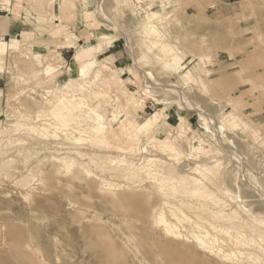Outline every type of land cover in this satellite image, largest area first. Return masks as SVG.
<instances>
[{"label":"rangeland","instance_id":"374dc122","mask_svg":"<svg viewBox=\"0 0 264 264\" xmlns=\"http://www.w3.org/2000/svg\"><path fill=\"white\" fill-rule=\"evenodd\" d=\"M144 1L0 0V264H264V0Z\"/></svg>","mask_w":264,"mask_h":264},{"label":"bare ground","instance_id":"6f19581e","mask_svg":"<svg viewBox=\"0 0 264 264\" xmlns=\"http://www.w3.org/2000/svg\"><path fill=\"white\" fill-rule=\"evenodd\" d=\"M145 3H146V5L148 6V9H149V11H150V13L152 14V18H154V19H156V20H159V13L157 12V10H155L154 8H153V5H152V3L149 1V0H146V1H144ZM2 7L4 8V4L2 5ZM5 8H8L9 9V7L8 6H6ZM147 20V26L150 28V31L152 32V33H155L156 32V30H155V27H153V25L151 24L152 22L150 21V19H149V17L146 19ZM155 24V23H154ZM93 47V46H92ZM80 53V52H79ZM85 55V54H84ZM78 56H80V54H78ZM176 58H178V56L176 55V57L174 56L173 57V59H176ZM91 62H87L86 63V65H84L83 66V68L80 70V75L81 76H86V75H88L89 74V71H90V69L94 66V64H95V61L94 60H90ZM92 94V93H91ZM71 96V95H70ZM74 96V95H73ZM84 97V96H83ZM70 98V97H69ZM77 98V97H76ZM74 99V97H72L71 98V100H73ZM133 99V98H132ZM68 100H70V99H68ZM79 100H77V102H78ZM82 105V104H81ZM96 105V104H95ZM89 106V105H88ZM59 108V107H58ZM94 108V107H93ZM59 111V110H58ZM119 112V111H118ZM87 114V113H86ZM93 114L95 115V117L96 118H94V120H95V122H96V124H97V126L94 128L95 129V131L96 132H100V130L103 128V121H104V115L103 114H101V113H99L97 110H94L93 111ZM121 114H123V113H121ZM120 114V115H121ZM82 115V114H81ZM111 115V114H110ZM128 115V114H127ZM59 116H61V115H59ZM126 116V115H125ZM111 117V116H110ZM116 117H118V116H116ZM113 117H111V119H112ZM126 118V117H125ZM161 118H162V114H155V115H153L149 120H147V123H153V122H160L161 121ZM124 119V118H123ZM54 120V119H53ZM181 122H180V128H181V130H185V128H184V126H185V123H186V119H185V117L183 116V117H181V120H180ZM46 122V121H45ZM59 122V121H58ZM93 122V121H92ZM112 122H113V120H112ZM140 122V121H139ZM164 122V121H163ZM109 123V122H108ZM49 124V123H48ZM51 124V123H50ZM88 124V123H87ZM86 124V125H87ZM93 124V123H92ZM112 124H114V123H112ZM84 125V124H83ZM107 125H109V124H107ZM165 125V124H164ZM59 126V125H58ZM65 126V125H64ZM144 126V125H143ZM55 127V126H54ZM109 127H110V125H109ZM141 127V126H140ZM81 128V127H80ZM167 128V127H166ZM172 128V127H171ZM170 128V129H171ZM44 129H45V127H44ZM79 129V128H78ZM45 130H47L48 131V129H45ZM130 130V129H129ZM165 130V129H164ZM58 131V130H57ZM81 131H83V130H81ZM108 131V130H107ZM186 131V130H185ZM77 132H80L79 130L77 131ZM175 132H177V131H175ZM174 132V133H175ZM66 133V132H65ZM161 133V132H160ZM82 134V133H81ZM96 134V133H95ZM173 134V133H172ZM79 135H80V133H79ZM164 135V134H163ZM180 135V134H179ZM96 136V135H95ZM154 136V135H153ZM68 137H69V135H68ZM153 138V137H152ZM81 139V138H80ZM173 139V138H172ZM202 139V138H201ZM153 140V139H152ZM76 141V140H75ZM203 143V142H202ZM206 144V143H205ZM152 145V144H151ZM150 145V146H151ZM138 147V146H137ZM207 147V146H206ZM147 148V147H146ZM156 149V148H155ZM162 149H163V147H162ZM161 150V149H160ZM205 150V149H204ZM209 150V149H208ZM165 151V150H164ZM193 151L195 152V157L196 158H198L199 159V157H201V154L202 153H204V151H203V147L201 148L200 147V145L199 146H196V145H194L193 146ZM206 151H207V149H206ZM158 152H160V151H158ZM167 152V151H166ZM172 152H174V151H172ZM163 154H164V152H162ZM167 153H169V152H167ZM166 153V154H167ZM209 153H210V150H209ZM175 156H177V154H179V153H176L175 152ZM194 154V153H193ZM214 154H215V152H214ZM219 154V153H218ZM217 154V155H218ZM77 155H79V154H77ZM85 155V154H84ZM83 155V157H85ZM95 155V154H94ZM192 155V154H191ZM204 155H207V156H204V157H208V153L206 152V154L204 153ZM82 156V155H81ZM87 156V155H86ZM172 155H170L169 156V159L170 158H172L173 159V157H171ZM174 156V155H173ZM212 156V155H211ZM210 156V157H211ZM94 157V156H93ZM150 157H152V156H150ZM178 157H179V155H178ZM218 157V156H217ZM157 158V157H156ZM160 158V157H159ZM209 158V157H208ZM212 158V157H211ZM214 158H216V157H214ZM213 158V159H214ZM149 159H151V158H149ZM149 159H147V161H149ZM155 159V158H154ZM153 159V160H154ZM163 159V158H162ZM166 159V158H165ZM176 159V158H175ZM213 159H211V160H213ZM217 159V158H216ZM114 161V160H113ZM122 161H123V159H122ZM121 161V162H122ZM146 161V162H147ZM207 161H209L208 159H207ZM127 162V161H126ZM131 162V161H130ZM154 162V161H153ZM205 162V161H204ZM213 162V161H212ZM212 162H210V163H212ZM217 162V163H216ZM215 163H216V165L213 167V168H211V169H209V168H207V170H209V173H212L215 177L217 176V174H218V168H220L221 167V164L219 165L218 164V160L216 161ZM219 162H220V159H219ZM223 162V161H222ZM237 162H240V161H237ZM123 163H125V162H123ZM140 163V162H139ZM172 163H173V161H172ZM203 163V162H202ZM122 164V163H121ZM153 164V163H152ZM151 164V165H152ZM176 164V163H175ZM209 164V163H208ZM214 164V163H213ZM238 164V163H237ZM143 165V164H142ZM150 165V166H151ZM188 165H190V164H188ZM212 165V164H211ZM211 165H209V166H211ZM239 165V164H238ZM126 166V165H125ZM155 166V165H154ZM177 166V165H176ZM220 166V167H219ZM146 167H148V166H146ZM183 167V166H182ZM203 167H206L205 166V164H204V166ZM130 168V167H129ZM145 168V167H144ZM150 168V167H149ZM152 168V167H151ZM180 168V167H179ZM194 168H196V167H194ZM222 168V167H221ZM137 169V168H136ZM182 169V168H181ZM193 169V168H192ZM129 170V169H128ZM127 170V171H128ZM140 170V169H139ZM149 170V169H148ZM152 170V169H151ZM189 170H190V168H189ZM188 170V171H189ZM221 170V169H220ZM125 171V170H124ZM126 171V172H127ZM133 171V170H132ZM141 171H142V169H141ZM179 171V170H178ZM182 171V170H181ZM185 171V170H184ZM197 171V170H196ZM203 171V170H202ZM125 172V173H126ZM131 172V171H130ZM130 172H128V173H130ZM133 172H135V171H133ZM149 172V171H148ZM154 173L156 172V171H153ZM192 172V171H191ZM199 172V171H198ZM205 172V171H204ZM122 173V172H121ZM124 173V172H123ZM122 173V174H123ZM147 173V172H146ZM152 173V172H151ZM158 173V172H157ZM187 173V172H186ZM140 174H142V173H140ZM161 174V173H160ZM182 174V173H181ZM201 174V173H200ZM203 174V173H202ZM206 174H208V173H206ZM205 174V175H206ZM220 174V173H219ZM159 175V174H158ZM162 175V174H161ZM191 175V174H190ZM123 176V175H122ZM132 176H134V175H132ZM152 176V175H151ZM153 176H155V175H153ZM207 176V175H206ZM209 176V175H208ZM135 177V176H134ZM137 177V176H136ZM159 177V176H158ZM126 178H128V177H126ZM152 178H154V177H152ZM156 178H157V175H156ZM161 178H163V177H161ZM192 178V177H191ZM195 178V177H194ZM202 178H205V177H202ZM145 179V178H144ZM143 179V180H144ZM165 179H167V178H165ZM201 179V178H200ZM148 180V179H147ZM152 180V179H151ZM168 180H169V178H168ZM167 180V181H168ZM176 180V179H175ZM188 180H189V177H188ZM259 180V179H258ZM156 181V180H155ZM159 181H161V180H159ZM183 181V180H182ZM194 182H195V180H193ZM215 181V180H214ZM257 181V180H256ZM255 181V182H256ZM145 182V181H144ZM163 182H165V181H163ZM192 182V181H191ZM193 182V183H194ZM162 183V182H161ZM197 183V181L195 182V184ZM257 183V182H256ZM135 184H137V183H135ZM167 184V183H166ZM165 184V185H166ZM173 184V183H172ZM258 184V183H257ZM262 184V183H261ZM150 185V184H149ZM156 185V184H155ZM152 186H154V184L153 185H151V187ZM159 186V185H158ZM150 187V186H149ZM163 187V186H162ZM209 187V186H208ZM139 188V187H138ZM147 189L148 188H146V191H147ZM153 189H155L154 187H153ZM160 189H163V188H160ZM155 191V190H154ZM148 192V191H147ZM149 193V192H148ZM146 194V193H145ZM154 194V193H153ZM130 201H132L133 203H135V201H138L137 199V197L135 196H133V197H130ZM140 201V200H139ZM147 202V201H146ZM138 203V202H137ZM168 203V202H167ZM172 205V204H171ZM173 206H175V204H173ZM200 207H204V205L203 206H200L199 205V207L198 208H200ZM169 208V207H168ZM168 211V210H167ZM178 213H177V211L176 210H174V209H172V210H170V215H171V217L174 219V218H176L177 220L179 219L180 220V218L178 217V215H177ZM227 218H229V216L227 215ZM155 221V220H154ZM156 221L163 227H161L167 234H172V235H175V236H179V237H182V235H181V233H180V235H179V232H178V223L177 224H174L172 221H171V219H170V217L168 216L167 217V215H166V213L162 210V211H159L158 210V212H157V214H156ZM157 223V224H158ZM154 224V223H153ZM156 224V223H155ZM156 224V225H157ZM191 224V223H190ZM194 224H195V222H194ZM201 224V223H200ZM204 227V226H203ZM203 227H198V225H197V229L199 230V234L198 235H194V237H195V239L197 240V243H199V245H201V247H207V241H206V238H208V236H209V232L208 231H206L205 230V228H203ZM214 227V226H213ZM218 227V226H217ZM220 227V226H219ZM160 228V229H161ZM196 228V227H195ZM230 228V227H229ZM232 228V227H231ZM192 229V228H191ZM195 230V229H194ZM215 230V229H214ZM222 230V229H221ZM227 230V229H226ZM222 231H224V230H222ZM228 231V230H227ZM230 231V230H229ZM190 233V232H189ZM195 234V233H194ZM213 235V234H212ZM230 235V234H229ZM241 236H242V234H240ZM170 236V235H169ZM232 236V235H231ZM190 237V236H189ZM138 238V237H137ZM214 238H216L217 239V237H214ZM215 239V240H216ZM219 239V238H218ZM192 240H194V239H192ZM136 241V240H135ZM224 241H226V240H224ZM224 241H222V242H224ZM229 241V240H228ZM214 242V241H213ZM219 242V241H218ZM218 242L216 241V243L218 244ZM215 244V243H214ZM225 244V243H224ZM239 243L238 242H235V245H238ZM237 247V246H236ZM216 249V248H215ZM222 249V248H221ZM209 250V249H208ZM212 251H214V250H212ZM220 251V250H219ZM228 254H230V253H228ZM233 254V253H232ZM232 254H230V255H232ZM229 255V257H232V256H230ZM236 255V257H237V254H235ZM234 256V255H233ZM227 258H228V256H226ZM226 257H224V258H226ZM231 259V258H230ZM229 259V260H230ZM232 261V260H231ZM236 262H237V260H236ZM171 264H185V263H178V262H176V261H174L173 259H172V261L170 262ZM242 264V263H241Z\"/></svg>","mask_w":264,"mask_h":264}]
</instances>
